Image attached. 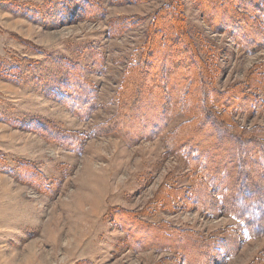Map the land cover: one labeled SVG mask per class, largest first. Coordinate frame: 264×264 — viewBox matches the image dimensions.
Wrapping results in <instances>:
<instances>
[{
	"label": "rangeland",
	"instance_id": "obj_1",
	"mask_svg": "<svg viewBox=\"0 0 264 264\" xmlns=\"http://www.w3.org/2000/svg\"><path fill=\"white\" fill-rule=\"evenodd\" d=\"M234 1L0 0V264H264V45L225 30L264 0Z\"/></svg>",
	"mask_w": 264,
	"mask_h": 264
},
{
	"label": "trees",
	"instance_id": "obj_2",
	"mask_svg": "<svg viewBox=\"0 0 264 264\" xmlns=\"http://www.w3.org/2000/svg\"><path fill=\"white\" fill-rule=\"evenodd\" d=\"M236 1H241V0H235L234 2H236ZM258 4H261V3H258ZM244 5V4H243ZM248 10H251V11H253V8H249ZM174 14V13H173ZM235 17V16H234ZM162 21V25L165 27V28H163L166 32H169L168 30L170 29V27H169V24L170 23H173V20L171 21V16L170 15H167L166 14V16L161 20ZM228 21V20H227ZM252 21H254V22H251V23H248L247 24V26L245 27L244 26V24L243 23H236L235 22V20H233V21H231L230 23L232 24V26H234V27H232V29H227V27H225V30H227L229 33H231V35L233 36V38L236 40V42H237V44L239 45V46H241V47H246L247 49H249V50H252L253 49V46H254V44H257V45H261V44H263L264 45V33H263V35H260V33L257 31V26H256V24H257V22L254 20V19H252ZM223 25V24H222ZM172 29H174V28H172ZM252 32H256V33H258L259 34V39L258 40H255V41H249L248 39H245V37L249 34V33H252ZM154 33H157V32H154ZM174 32L171 34V38H173V36H174ZM155 38H157V35L155 36ZM261 39H263L262 40V42H261ZM178 41H179V37H178ZM152 42H154V39H153V41ZM186 46H187V48L189 49V46H191V45H189V43L187 42L186 43ZM164 48H166L165 46H164ZM191 48L192 49H189V53L192 55V57H193V59L196 61L195 63V69H193V70H196V74H195V76H194V85H196V84H201V85H203L204 84V88L206 89L207 88V78H208V74H207V70H205L204 71V68H203V64L202 63H200L199 61H198V59L195 57V52H194V50H193V47L191 46ZM168 57H170V55H168ZM177 58V57H176ZM166 61H168V59L166 60ZM165 63V62H164ZM167 63V68H165V72H166V70L168 69L169 71H171V69H170V67H169V62H166ZM170 63H172L173 64V62H170ZM161 64V63H160ZM159 65V64H158ZM171 67H172V65H170ZM152 67V65H146V68H151ZM158 67V66H157ZM207 69V68H206ZM171 75H173V71H172V73L171 74H169V76H171ZM165 76H166V74H165ZM186 77V76H185ZM183 78V77H182ZM187 79V78H186ZM185 79V80H186ZM184 80L182 79L181 80V82H183ZM260 81L262 82L263 80H262V78H260ZM191 83H192V81H191ZM197 86H199V85H197ZM252 86H254L253 85V82H252ZM255 87V86H254ZM166 89H167V87H165ZM209 88V87H208ZM168 89H170L169 88V86H168ZM209 89H211V88H209ZM218 95H220V94H218ZM212 97H214L213 96V93L211 94V96H210V99L212 100V99H214V98H212ZM178 98H179V100H180V98H182V96H178V97H175L174 98V102L176 103V105H177V102H178ZM189 99L190 100H188L187 101V103L185 104L186 106H185V108H184V110H185V112H190L191 114H192V116H196V114H197V116H201L202 115V112H203V108L204 107H206V99H204V96L203 97H201V94L200 93H197L196 91H194V88H191V95L189 96ZM210 100V101H211ZM248 100V99H247ZM247 100H245L246 102H247ZM189 104H190V107L191 108H188V106H189ZM244 105V104H243ZM260 105H262V103L259 101V99L258 98H254V97H250L249 98V102L247 103V106H248V110H250V109H257V108H259L260 107ZM247 106L245 107V108H247ZM259 106V107H258ZM194 107H197L198 108V110L199 111H195V109H193ZM247 111V110H246ZM193 112V113H192ZM210 112L209 111H207V114H209ZM155 116H156V114H155ZM207 116V115H206ZM146 122H148V119H147V121ZM162 127V126H161ZM188 145V144H187ZM182 148V149H181ZM185 155H187L188 156V153H189V149H187L185 146L183 147V146H181L180 148H179ZM179 150V151H180ZM200 150V149H199ZM199 150L198 149H196V152L193 154V156H191V159H195V160H199L200 162H201V166H205L204 164L205 163H207L208 162V159H206V157L204 158V156H202L201 154H200V152H199ZM264 155V153L263 152H260L257 156H260V157H262ZM186 156V157H187ZM189 157V156H188ZM187 157V158H188ZM190 158V157H189ZM239 192H240V190H239ZM239 194V193H238ZM225 203V201H223V203L222 204H224ZM253 205H255V202H253ZM234 206L236 207V209H238L239 210V213H236V212H234L233 210H232V213H233V216L237 219V221H238V226L240 227V228H242V232H247L249 235H251V236H254V235H256L257 234V232L255 231V229L254 228H252V227H250L251 225H250V223L248 222V225H247V222H246V220L244 219V214H243V212L241 211V209L239 208V207H237L235 204H234ZM257 214V213H256ZM259 214H261V210L259 211ZM262 214H264V211H263V213ZM260 217L258 216V219H259ZM254 222H256V223H259V222H257V221H254ZM253 226V225H252Z\"/></svg>",
	"mask_w": 264,
	"mask_h": 264
}]
</instances>
